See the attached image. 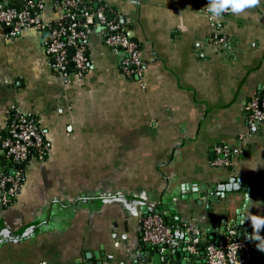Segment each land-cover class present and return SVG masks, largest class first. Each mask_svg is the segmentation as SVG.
Returning a JSON list of instances; mask_svg holds the SVG:
<instances>
[{"label": "crops", "instance_id": "obj_1", "mask_svg": "<svg viewBox=\"0 0 264 264\" xmlns=\"http://www.w3.org/2000/svg\"><path fill=\"white\" fill-rule=\"evenodd\" d=\"M86 1L133 32L146 85L125 75L100 26L87 39L88 71L68 81L49 65L45 32L0 33V137L16 105L42 120L49 143L26 164L15 200L0 201V264H151L140 224L162 205L189 231L213 230L208 242L226 232L217 231L223 218L227 227L264 215V121L251 128L246 118L264 88V0L217 22L207 0ZM61 14L47 0L43 17ZM222 143L234 150L231 166L211 163ZM234 177L252 191L218 194ZM187 184L215 193L199 204Z\"/></svg>", "mask_w": 264, "mask_h": 264}, {"label": "built area", "instance_id": "obj_2", "mask_svg": "<svg viewBox=\"0 0 264 264\" xmlns=\"http://www.w3.org/2000/svg\"><path fill=\"white\" fill-rule=\"evenodd\" d=\"M53 5L62 11L55 19L46 20L43 12L47 0H24L18 5L17 0H0V33L4 37H14L26 29L45 32V51L49 65L69 80L73 64L76 74L83 75L89 69L87 39L95 26H100L104 42L116 53H122V70L128 77L138 80L145 88L144 64L141 47L131 30L115 18H108L106 7H94L86 0H52ZM209 0H207V5ZM206 13L211 15L207 12ZM231 15L222 14L213 22ZM212 41L226 44L227 38L215 35ZM72 49V52H71ZM246 118L251 128L264 121V88L252 96L246 104ZM2 153L5 159L0 169V201L11 204L24 183L25 163L32 156L45 158L49 152V143L42 120L33 113L22 112L12 105L6 131L0 137ZM234 150L228 144L214 147L212 164L231 166ZM141 236L144 242L161 246L162 251L175 245L173 228L159 212H151L142 217ZM195 238L190 246L196 251ZM206 264H251L253 259L252 243L249 238L240 235L239 228L229 223L226 232L219 238L208 242L204 247ZM80 264H100L85 261Z\"/></svg>", "mask_w": 264, "mask_h": 264}, {"label": "water", "instance_id": "obj_3", "mask_svg": "<svg viewBox=\"0 0 264 264\" xmlns=\"http://www.w3.org/2000/svg\"><path fill=\"white\" fill-rule=\"evenodd\" d=\"M46 35V33H45ZM72 52V49H71ZM184 190L187 188L191 189L194 187V191H196L194 197L198 199V203H202V198L208 197L210 198L211 195L215 193L211 186L203 185L199 188H195L192 184H187L182 186ZM218 194L224 191H245L250 193L252 189L246 180L238 179V178H231L229 183L219 185L216 189ZM169 208L165 205L159 206L156 212L163 213L165 217H170L171 222L175 223L174 228V235H178L176 237L175 245L173 247H168L166 251L161 250V246H156L154 248V244L147 243L145 245L146 251L144 252L143 256L148 258L152 261L151 264H205V252L204 246L208 243L206 234L207 232H211L213 230H208L204 234H199L196 230H188L189 222L185 225L181 223L180 217L178 215L171 217V213L168 210ZM243 215H239L237 220L235 221L238 228L240 235H244L250 233L249 227L245 226V221L242 219ZM224 225L217 229L218 232L225 230L227 218H223ZM195 238H199L200 242L196 244V251H192L190 246L192 245V241ZM260 257V256H258ZM253 257L251 264H264V261L261 258Z\"/></svg>", "mask_w": 264, "mask_h": 264}, {"label": "clouds", "instance_id": "obj_4", "mask_svg": "<svg viewBox=\"0 0 264 264\" xmlns=\"http://www.w3.org/2000/svg\"><path fill=\"white\" fill-rule=\"evenodd\" d=\"M260 3L261 0H209L207 12L211 14L209 19L216 20L229 11L234 15L243 14L250 8L258 7ZM242 219L250 220L253 231L248 238L256 241L257 249L264 252V236L261 235V232L264 231V215L250 214Z\"/></svg>", "mask_w": 264, "mask_h": 264}, {"label": "trees", "instance_id": "obj_5", "mask_svg": "<svg viewBox=\"0 0 264 264\" xmlns=\"http://www.w3.org/2000/svg\"><path fill=\"white\" fill-rule=\"evenodd\" d=\"M18 5L20 6V5H23V4L18 3ZM69 71H72L73 74L76 73V72H75L76 70H74V66H73V64H70V65H69ZM32 157H34V156H32ZM32 157H31V158H32ZM28 162H29V161H27V162L25 163V166H26V164H27ZM164 218H165V220L168 222L167 217L164 216ZM168 223H169V222H168ZM213 240H214V239H212L211 241H213Z\"/></svg>", "mask_w": 264, "mask_h": 264}]
</instances>
